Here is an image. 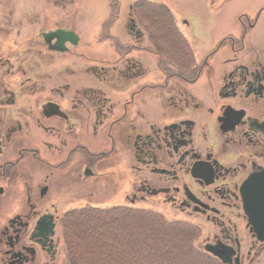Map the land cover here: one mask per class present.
Instances as JSON below:
<instances>
[{
    "label": "flooded vegetation",
    "instance_id": "obj_1",
    "mask_svg": "<svg viewBox=\"0 0 264 264\" xmlns=\"http://www.w3.org/2000/svg\"><path fill=\"white\" fill-rule=\"evenodd\" d=\"M107 3L102 57L81 50L76 7L33 37L27 18L4 20L0 264H71L70 223L113 208L196 226L221 264H264L243 193L255 176L248 189L264 188V9L217 41L219 11L195 30L166 6L134 2L118 21L120 0ZM194 41L209 48L189 55ZM113 187L120 199L99 203Z\"/></svg>",
    "mask_w": 264,
    "mask_h": 264
},
{
    "label": "trees",
    "instance_id": "obj_2",
    "mask_svg": "<svg viewBox=\"0 0 264 264\" xmlns=\"http://www.w3.org/2000/svg\"><path fill=\"white\" fill-rule=\"evenodd\" d=\"M139 6L165 10L148 1ZM195 234L196 226L159 213L113 208L78 214L65 239L71 264H221L195 246Z\"/></svg>",
    "mask_w": 264,
    "mask_h": 264
},
{
    "label": "rangeland",
    "instance_id": "obj_3",
    "mask_svg": "<svg viewBox=\"0 0 264 264\" xmlns=\"http://www.w3.org/2000/svg\"><path fill=\"white\" fill-rule=\"evenodd\" d=\"M120 1L121 11L118 21L123 18L130 4L139 2V0ZM149 1L165 5L171 10L178 22L187 21L190 24V29L195 28V30L198 28V24L202 23V27L205 28L204 22H208V19L212 16L213 12L219 11L217 18L221 17V25H218V28H215V30H211L213 38L217 41L219 38L228 34H241V22L247 24L249 18L255 19L260 10L264 9V0H232L228 4H225L226 0H213V2L215 1L214 4L211 0ZM107 2V0H0V46H2L3 43H9L11 41V39L4 34L8 29V27L6 29V23L4 20L7 18V15L11 16L12 11L17 23H19L23 17L28 19L31 25L27 26V35L29 34L33 37L34 33L39 28V24L41 23L40 19L47 16L50 19L49 23H52L54 21H52L51 17H54V15H57L58 12H61L60 9L66 11L70 8L72 9L73 7H76L78 10L79 32L82 34L86 42L89 41L92 44L90 47L88 46L81 50L99 57L108 55L109 52L106 50V44L108 41H100L102 39L100 36L101 24L109 13ZM79 13L81 14L79 15ZM116 26L119 28L120 23H117ZM117 32H119V29L116 28L115 33ZM208 48V44L202 41L195 43L194 41L192 46L188 47V54L191 55V53L193 54L194 52L195 54L203 53L207 51ZM114 189L117 190L116 187H113L107 197L98 198L99 203L108 201L109 204H112L113 199H120V196ZM81 201L82 200L69 202L67 203V206L63 203L64 205H62V208L66 210L68 209L66 208L68 206H82L87 203L85 201ZM175 218L176 217L173 216L171 219ZM196 234L194 240L197 241L201 239V235L199 233L198 236H196ZM167 263L174 264V261H167Z\"/></svg>",
    "mask_w": 264,
    "mask_h": 264
},
{
    "label": "water",
    "instance_id": "obj_4",
    "mask_svg": "<svg viewBox=\"0 0 264 264\" xmlns=\"http://www.w3.org/2000/svg\"><path fill=\"white\" fill-rule=\"evenodd\" d=\"M259 177L255 176L250 178L249 181L246 183L243 189L244 199H245V208L247 213L250 215V223L253 225L255 233L259 236V240L264 241V237L260 236L262 233V219L260 217H251V211L253 214L260 215L261 208L264 204V188L262 184L255 186L254 190L251 191L248 187L255 185L259 182ZM213 254L215 252L213 250H209ZM217 255V254H216Z\"/></svg>",
    "mask_w": 264,
    "mask_h": 264
}]
</instances>
